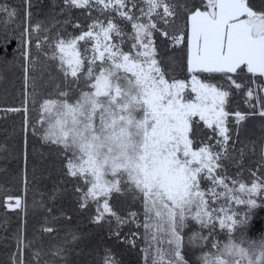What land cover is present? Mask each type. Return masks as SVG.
Returning <instances> with one entry per match:
<instances>
[{
  "label": "snow or ice",
  "instance_id": "1",
  "mask_svg": "<svg viewBox=\"0 0 264 264\" xmlns=\"http://www.w3.org/2000/svg\"><path fill=\"white\" fill-rule=\"evenodd\" d=\"M33 7L0 3V68L22 74V105L5 110L23 114L21 181L27 187L29 133L56 145L78 207L92 206L91 222L107 224L113 241L92 264H121L114 246L137 240L145 264H264V236L248 235L264 209V139L257 147L242 135L245 121H264V3L62 0L46 21ZM73 9L84 19H69ZM179 52L184 79L170 75ZM40 57L61 83L30 124ZM248 152H258L254 163H244ZM3 203L21 210L12 264H76L79 233L45 250L27 234L26 202Z\"/></svg>",
  "mask_w": 264,
  "mask_h": 264
},
{
  "label": "trees",
  "instance_id": "2",
  "mask_svg": "<svg viewBox=\"0 0 264 264\" xmlns=\"http://www.w3.org/2000/svg\"><path fill=\"white\" fill-rule=\"evenodd\" d=\"M23 0H0V3H7L20 6ZM191 2V0H189ZM259 6L264 0H253ZM33 19L46 21L51 15L58 13L62 0H33ZM67 13V10H66ZM69 19L83 20L81 10L73 9L67 13ZM62 20L63 17L58 16ZM55 23L54 21H49ZM60 25L57 24L56 27ZM55 31V27L52 28ZM67 31L74 33L71 24L67 25ZM183 45L177 46L181 49ZM46 61L45 57H40L41 69L37 71L36 80V100L37 107H33L31 96L29 97V123L34 124L38 118V102L56 91V85L61 83V77L54 62ZM184 54L179 52L171 65V69H176L174 75L177 79H184L188 74L184 67ZM22 74L19 67L0 68V264H12L10 259L15 251V241L13 236L16 233L20 217L16 215L21 212L7 210L4 201L8 195L17 196L22 199V203L27 205V234L29 238L35 234L40 241L47 246L58 243L66 238L68 232H76L80 235V240L76 244L77 252L72 259L76 264H92L91 256L96 255L104 245H112L109 240V228L107 224L97 225L91 222L95 215L94 208L89 206L86 209L78 207L72 182L64 176L63 157L57 146L42 141L40 136L29 133L27 137V187L21 181V170L24 162L21 157L23 147L22 138V113L7 112L8 108H19L23 102ZM251 118L245 121V130L242 135L253 142L262 139V120ZM40 127V125H36ZM207 130V129H205ZM258 158V152H248L244 158V163L251 160L253 163ZM231 171H237L232 166ZM247 176L248 174L245 173ZM54 197V198H53ZM14 204V201H12ZM135 203V202H133ZM117 211L123 213L126 210V203L115 202ZM51 211H48V210ZM135 210V208H133ZM71 217V219H68ZM7 220L4 224L3 221ZM42 227H52L56 231L48 234L42 231ZM128 229L125 228L124 232ZM248 235L253 239L264 236V209L258 210L252 219V224ZM131 239V237H129ZM117 258L121 264H145V256L142 252L143 245L137 240V246L131 248L127 244L114 246Z\"/></svg>",
  "mask_w": 264,
  "mask_h": 264
},
{
  "label": "rangeland",
  "instance_id": "3",
  "mask_svg": "<svg viewBox=\"0 0 264 264\" xmlns=\"http://www.w3.org/2000/svg\"><path fill=\"white\" fill-rule=\"evenodd\" d=\"M176 73H177L176 69H170V75H175ZM242 107H245L246 108V105H242ZM245 177H247V176L245 175Z\"/></svg>",
  "mask_w": 264,
  "mask_h": 264
},
{
  "label": "crops",
  "instance_id": "4",
  "mask_svg": "<svg viewBox=\"0 0 264 264\" xmlns=\"http://www.w3.org/2000/svg\"><path fill=\"white\" fill-rule=\"evenodd\" d=\"M261 129H262L261 136H262V139H264V121L262 122Z\"/></svg>",
  "mask_w": 264,
  "mask_h": 264
}]
</instances>
